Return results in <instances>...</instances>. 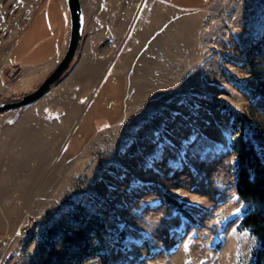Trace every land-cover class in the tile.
Here are the masks:
<instances>
[{
  "label": "rangeland",
  "instance_id": "rangeland-1",
  "mask_svg": "<svg viewBox=\"0 0 264 264\" xmlns=\"http://www.w3.org/2000/svg\"><path fill=\"white\" fill-rule=\"evenodd\" d=\"M58 2L0 0V101L35 89L64 55ZM81 2L83 40L69 69L47 95L0 113V124L26 131L9 144L22 139L20 153L31 148L37 162L32 192L30 163L5 180L9 198L18 188L36 205L17 215L0 199V264H250L258 241L241 225L238 132L216 102L240 113L239 133H251L264 160V0L155 5L146 15L149 0H124L129 39L118 57L122 36L111 49L97 36L99 8L116 0ZM144 17L147 34L136 36ZM24 50L34 63L19 68ZM93 217L108 230L103 247L83 234Z\"/></svg>",
  "mask_w": 264,
  "mask_h": 264
},
{
  "label": "crops",
  "instance_id": "crops-1",
  "mask_svg": "<svg viewBox=\"0 0 264 264\" xmlns=\"http://www.w3.org/2000/svg\"><path fill=\"white\" fill-rule=\"evenodd\" d=\"M55 2L57 0H54ZM58 4H57V8L58 11L60 12V14H63L64 17H66V24L64 27V30L61 34L60 32V42L63 45V52L65 49V46L67 45V41H68V33H69V12H68V8H67V3L66 0H58ZM208 2V0H149L148 6L146 7V14H152L155 5L158 9H161L163 13L165 10V7L167 8H173L175 10H184L186 11H190V10H196V9H200L202 7H204L206 5V3ZM125 2L124 0H120L116 2H113L111 4V2H109L108 4L106 3L105 5H103L104 7L102 9L99 8V13H98V25H97V36L100 41V44H103L104 46L106 45V47L108 46L109 49L111 48H115L114 46L118 45V44H114V41H116L117 39H119L120 36H122L119 40V43H122L121 45H118V47L120 46V50L119 52H115V54L117 55V57L119 56V54L121 53V51L126 47V43H128V37L126 36L127 31H128V20H126L125 18V10L127 7H124ZM152 10V11H151ZM47 13V12H46ZM109 18V21H108ZM147 17H144L139 23H138V32L136 34V36H145L147 34V32H145L148 24V21H146ZM148 20V18H147ZM164 22H162V25ZM147 25V26H146ZM32 35V34H31ZM30 35V36H31ZM158 36V34H156ZM153 33L148 35V36H156ZM29 36V35H28ZM49 36V35H48ZM113 36H118L117 39ZM123 36H126L124 39ZM164 36V35H161ZM114 39V40H112ZM24 41V35L22 36V38L18 41V44L20 41ZM83 40V38H82ZM43 41V40H42ZM113 41V42H112ZM122 41V42H121ZM17 48V46H16ZM39 48V47H38ZM38 48H36L35 50H38ZM34 50V51H35ZM40 51V50H39ZM38 51V52H39ZM28 51H23L22 54H18L15 55V64L19 67H26L32 63H34L33 61H29L28 60V55H27ZM113 54V53H110ZM62 55V54H61ZM60 55V56H61ZM60 58V57H59ZM22 65H20V64ZM116 83L117 86L119 87V90L121 92V85H120V81L119 78L116 75ZM76 93V92H75ZM83 94V93H82ZM79 95L80 97V102H83L82 97H84L83 95ZM47 95V93L45 94ZM77 95V93H76ZM74 95V96H76ZM7 121V120H6ZM8 124V123H7ZM20 130V129H19ZM18 129H9L5 127V123L4 124H0V199L4 198V195H6V188H5V180L6 178L9 177H14V179L16 180V182L18 181V175H19V166L20 163H23V166H25L24 164L26 163H30V172L28 175V180H29V191L32 192V186H34V184H36L37 181V170H36V156L35 154H33L31 150V148L27 149L25 153H20V149H21V143H22V139H17L16 142H14L12 145L9 144L7 137L10 136H18L21 135L23 132L26 133V131L21 130L19 131ZM23 131V132H22ZM14 134V135H13ZM34 138L36 137V132H33ZM15 150V152L11 151V149ZM35 162V163H34ZM24 171H25V167H24ZM41 175L40 174V179H41ZM41 183V180H40ZM7 196V195H6ZM11 196V194H10ZM9 198V196H7ZM31 197H28L22 190H19L18 188H14L12 190V196L9 198L11 199L10 203L11 205V209L13 208V206L15 208L14 211L17 212V215L20 213V211L23 208H27L28 206H30L32 208V206L34 207L36 204L30 203L29 200ZM16 202V203H15ZM18 204V205H16ZM15 212H10V216L7 218V222L10 224V227L14 224L15 222V217L16 214ZM8 225L5 226L4 224H0V237L5 233L6 229H7Z\"/></svg>",
  "mask_w": 264,
  "mask_h": 264
},
{
  "label": "trees",
  "instance_id": "trees-1",
  "mask_svg": "<svg viewBox=\"0 0 264 264\" xmlns=\"http://www.w3.org/2000/svg\"><path fill=\"white\" fill-rule=\"evenodd\" d=\"M216 105L223 107L230 113L231 128L234 132H238L235 139L230 142V149L236 154L234 160L235 187L242 202L244 213L241 225L258 241V248L250 264H264V160L260 156L257 143L251 133L249 131L239 133V124L245 123L240 113L224 102H216ZM167 199L179 210L189 214L182 202ZM107 231L105 222L102 219L93 217V219L86 222L83 234H86L87 237L94 235L98 238L97 244L103 247V235ZM59 235L61 236L62 233ZM93 248L96 249V247Z\"/></svg>",
  "mask_w": 264,
  "mask_h": 264
},
{
  "label": "water",
  "instance_id": "water-1",
  "mask_svg": "<svg viewBox=\"0 0 264 264\" xmlns=\"http://www.w3.org/2000/svg\"><path fill=\"white\" fill-rule=\"evenodd\" d=\"M69 12V41L59 63L54 70L32 91L11 99L0 101V113L29 105L48 93L69 69L80 47L85 24L81 0H66Z\"/></svg>",
  "mask_w": 264,
  "mask_h": 264
},
{
  "label": "built area",
  "instance_id": "built-area-1",
  "mask_svg": "<svg viewBox=\"0 0 264 264\" xmlns=\"http://www.w3.org/2000/svg\"><path fill=\"white\" fill-rule=\"evenodd\" d=\"M28 231H29V226L27 225V226H25V227L22 228V231L21 232L26 233Z\"/></svg>",
  "mask_w": 264,
  "mask_h": 264
},
{
  "label": "bare ground",
  "instance_id": "bare-ground-1",
  "mask_svg": "<svg viewBox=\"0 0 264 264\" xmlns=\"http://www.w3.org/2000/svg\"><path fill=\"white\" fill-rule=\"evenodd\" d=\"M24 227H25V226H24ZM2 246H3L2 243H0V247H1V249H2Z\"/></svg>",
  "mask_w": 264,
  "mask_h": 264
}]
</instances>
